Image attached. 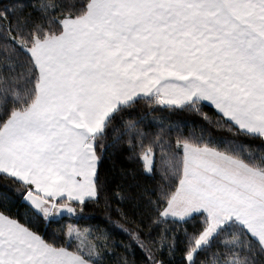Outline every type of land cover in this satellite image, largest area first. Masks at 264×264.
<instances>
[{
  "label": "snow or ice",
  "instance_id": "obj_1",
  "mask_svg": "<svg viewBox=\"0 0 264 264\" xmlns=\"http://www.w3.org/2000/svg\"><path fill=\"white\" fill-rule=\"evenodd\" d=\"M0 264H264V0H0Z\"/></svg>",
  "mask_w": 264,
  "mask_h": 264
}]
</instances>
